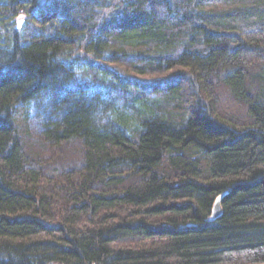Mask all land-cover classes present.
Listing matches in <instances>:
<instances>
[{
	"label": "trees",
	"instance_id": "obj_1",
	"mask_svg": "<svg viewBox=\"0 0 264 264\" xmlns=\"http://www.w3.org/2000/svg\"><path fill=\"white\" fill-rule=\"evenodd\" d=\"M0 264H264V0H0Z\"/></svg>",
	"mask_w": 264,
	"mask_h": 264
},
{
	"label": "water",
	"instance_id": "obj_2",
	"mask_svg": "<svg viewBox=\"0 0 264 264\" xmlns=\"http://www.w3.org/2000/svg\"><path fill=\"white\" fill-rule=\"evenodd\" d=\"M222 196H218L212 207V218H217L221 214L220 200Z\"/></svg>",
	"mask_w": 264,
	"mask_h": 264
},
{
	"label": "bare ground",
	"instance_id": "obj_3",
	"mask_svg": "<svg viewBox=\"0 0 264 264\" xmlns=\"http://www.w3.org/2000/svg\"><path fill=\"white\" fill-rule=\"evenodd\" d=\"M32 103L30 104V111H29V113H30V115H33V110H34V108L37 106V101H31ZM216 200V199H215ZM215 202V201H214ZM214 204V203H213Z\"/></svg>",
	"mask_w": 264,
	"mask_h": 264
}]
</instances>
